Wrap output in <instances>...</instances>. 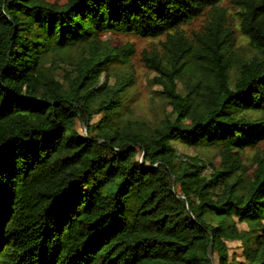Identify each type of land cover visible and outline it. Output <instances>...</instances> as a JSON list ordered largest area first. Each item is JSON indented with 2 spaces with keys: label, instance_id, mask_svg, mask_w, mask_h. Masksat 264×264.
<instances>
[{
  "label": "trees",
  "instance_id": "1",
  "mask_svg": "<svg viewBox=\"0 0 264 264\" xmlns=\"http://www.w3.org/2000/svg\"><path fill=\"white\" fill-rule=\"evenodd\" d=\"M221 1L0 0V264H210V237L211 264H264V0H232L247 58L214 17L182 34ZM107 34L165 38L167 62L142 56L171 110L155 126L124 118L133 81L106 71L133 50ZM69 51L61 83L42 59Z\"/></svg>",
  "mask_w": 264,
  "mask_h": 264
},
{
  "label": "rangeland",
  "instance_id": "2",
  "mask_svg": "<svg viewBox=\"0 0 264 264\" xmlns=\"http://www.w3.org/2000/svg\"><path fill=\"white\" fill-rule=\"evenodd\" d=\"M239 10L232 4V0H222L215 9L206 10L205 14L200 18H197L190 23L182 27V34L186 40L194 47V39L196 36L202 33L203 28L210 21L211 17L220 20L223 24V28L229 31L232 35L231 45V57L233 60L247 58L250 56L251 50L248 47L247 39L242 36L239 29V18L237 16ZM102 40L107 42L108 47L113 50H119L123 47H131L133 50L132 56L129 58L128 63L125 65L118 64L117 59L115 63L108 68L106 74L109 75L108 84H114L117 79L124 80L127 78L132 79V87L125 95L124 99V118H129L138 122H143L150 127L155 126L161 121L165 115L171 110L168 106L167 100L162 96V89L154 82V78L157 75L146 67V63L142 61V56H156L161 60V63L167 62V54L163 48L165 41L164 37L160 38H140L134 35H113L107 34L103 36ZM69 61L51 63L50 58L46 55L42 59L43 65L51 64L53 67V75L59 82H63V76L65 72H68L71 68L70 63L72 60H78L80 52L69 51ZM189 71L184 74L180 81H176V88L178 93L181 95L185 94V82H192V74L198 76L197 66L193 60L188 63ZM235 70L230 71V75L234 77ZM102 75L100 80L101 84L105 78ZM99 116H95L90 125L97 123ZM78 131L83 134L87 131L85 127L77 126ZM173 147L176 153L180 157L189 161L193 158H202L206 164L216 165L215 151L210 150H193L186 148L178 143H175ZM260 150H264V141L258 146ZM254 150L245 151V165L250 167L251 160ZM238 228L244 229L243 224H239ZM227 250L229 259L242 260L241 249L239 243L231 242L227 243Z\"/></svg>",
  "mask_w": 264,
  "mask_h": 264
},
{
  "label": "water",
  "instance_id": "3",
  "mask_svg": "<svg viewBox=\"0 0 264 264\" xmlns=\"http://www.w3.org/2000/svg\"><path fill=\"white\" fill-rule=\"evenodd\" d=\"M142 163V161H141ZM207 258L209 260V263L211 264V258H212V238L210 237V242L207 248Z\"/></svg>",
  "mask_w": 264,
  "mask_h": 264
},
{
  "label": "built area",
  "instance_id": "4",
  "mask_svg": "<svg viewBox=\"0 0 264 264\" xmlns=\"http://www.w3.org/2000/svg\"><path fill=\"white\" fill-rule=\"evenodd\" d=\"M209 171V170H208Z\"/></svg>",
  "mask_w": 264,
  "mask_h": 264
}]
</instances>
